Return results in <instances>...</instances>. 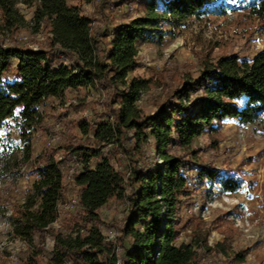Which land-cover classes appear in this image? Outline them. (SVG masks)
<instances>
[{
	"label": "trees",
	"instance_id": "trees-1",
	"mask_svg": "<svg viewBox=\"0 0 264 264\" xmlns=\"http://www.w3.org/2000/svg\"><path fill=\"white\" fill-rule=\"evenodd\" d=\"M20 1L35 6V23L48 22L52 38L45 47L0 39V131L18 134L30 158L34 134L45 125L42 107L48 98L83 86L105 89L107 98L92 119L93 136L59 146L45 139L30 173L38 178L12 215L13 236H54L53 264H67V257L75 264H200L199 248L215 249L206 236L181 239L185 207L207 181L237 190L241 172L212 165L194 143L210 133L217 147L223 119L254 123L264 115V47L252 55L230 53L204 61L198 76L152 111L141 104L151 80L134 74L142 66L139 41L155 32L171 34L169 26L180 27L210 9L222 12L230 0H148L138 16L134 4L144 0H101V17L85 14L86 0H0V17L8 29L27 24L17 7ZM248 7L264 23V0ZM80 124L90 125L84 118ZM4 143L0 133V146ZM74 155L82 163L74 176L81 204L75 236L54 226L62 213L65 168ZM118 202L126 213L115 242L99 223L102 208ZM216 249L244 261L240 253L232 256L225 243ZM17 264L42 261L19 255Z\"/></svg>",
	"mask_w": 264,
	"mask_h": 264
},
{
	"label": "rangeland",
	"instance_id": "rangeland-1",
	"mask_svg": "<svg viewBox=\"0 0 264 264\" xmlns=\"http://www.w3.org/2000/svg\"><path fill=\"white\" fill-rule=\"evenodd\" d=\"M147 1L135 3L133 14L143 15ZM252 1L230 0L222 12L210 9L180 27L169 26L171 34L161 37L155 32L150 38L140 40L142 66L134 74L151 80L141 104L155 110L176 88L198 76L204 61L230 53L252 55L264 47V23L251 13L248 5ZM17 7L27 24L8 29L0 17V39L23 40L34 47L49 45L50 25L42 22L37 26L35 6L20 1ZM83 8L90 17L102 16L101 0H86ZM98 90L97 86H83L48 98L42 107L45 125L34 134L30 158L25 143L19 145L18 134L6 136L5 131H0L5 135V143L0 146V264H17L19 255L28 254L39 257L42 264H53L54 236L42 237L36 233L28 239L14 237L12 215L27 199L32 183L38 178L30 173L45 139L59 146L74 137L93 136L92 119L100 115L96 112L107 98L105 89ZM82 118L88 121V127L80 124ZM217 137V147L210 133L198 137L194 147L212 165L241 172V186L233 192L225 191L219 182L207 181L198 187L195 199L185 207L187 226L182 229L181 239L192 242L199 235L206 236L215 251L199 248L200 264H264V115L254 123L225 118ZM62 153L59 152V157ZM79 192L74 180L65 178V196L60 202L62 213L54 223L63 233L73 236L77 228L75 216L81 210ZM125 213V204L121 202L102 208L103 221L99 227L107 239L116 242ZM218 243H225L232 256L243 255L244 261L218 251ZM65 260L67 264L76 263L69 257Z\"/></svg>",
	"mask_w": 264,
	"mask_h": 264
},
{
	"label": "built area",
	"instance_id": "built-area-1",
	"mask_svg": "<svg viewBox=\"0 0 264 264\" xmlns=\"http://www.w3.org/2000/svg\"><path fill=\"white\" fill-rule=\"evenodd\" d=\"M81 166H82L81 159L77 155H74V161L71 163V165L68 167L67 171L65 172V178L74 180V176L76 173L79 172Z\"/></svg>",
	"mask_w": 264,
	"mask_h": 264
}]
</instances>
